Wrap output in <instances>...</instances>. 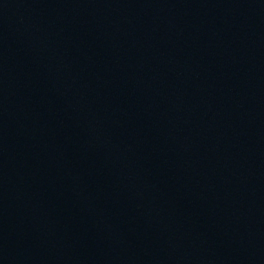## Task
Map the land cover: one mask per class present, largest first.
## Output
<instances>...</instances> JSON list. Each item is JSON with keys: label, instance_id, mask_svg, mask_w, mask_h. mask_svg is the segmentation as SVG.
I'll use <instances>...</instances> for the list:
<instances>
[{"label": "water", "instance_id": "95a60500", "mask_svg": "<svg viewBox=\"0 0 264 264\" xmlns=\"http://www.w3.org/2000/svg\"><path fill=\"white\" fill-rule=\"evenodd\" d=\"M0 264H264V0H0Z\"/></svg>", "mask_w": 264, "mask_h": 264}]
</instances>
